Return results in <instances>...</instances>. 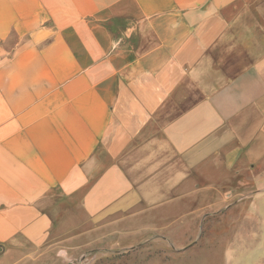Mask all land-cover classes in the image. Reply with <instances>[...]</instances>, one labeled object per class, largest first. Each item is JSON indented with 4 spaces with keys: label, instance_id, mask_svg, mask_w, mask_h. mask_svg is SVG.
Masks as SVG:
<instances>
[{
    "label": "rangeland",
    "instance_id": "rangeland-1",
    "mask_svg": "<svg viewBox=\"0 0 264 264\" xmlns=\"http://www.w3.org/2000/svg\"><path fill=\"white\" fill-rule=\"evenodd\" d=\"M215 1L222 8L229 4L225 17L232 19L237 37L233 72L255 67L256 57L264 53V0ZM48 7L54 10H43ZM138 25L131 16H116V0H0V154L25 148L33 155L45 142L38 131L44 123L17 122L23 113L17 112V85L24 73L32 75L34 66L37 81L47 83L55 69H63L66 52L112 53L117 38L131 46L138 35L150 41L137 33ZM255 71L250 69L246 84L232 75L250 89L245 117L234 113L242 104L234 92V114L218 124L214 137L202 135L200 149L162 141L160 108L147 125L154 138L129 142L131 148L142 141L151 147L149 203L125 210L119 209L125 205L87 203L88 191L102 174L93 171L77 189H52L42 202L33 203L42 209L47 234L22 236L6 217L4 231L14 234L0 241V264H264V76ZM229 77L223 75L220 84ZM106 128L115 131L116 123ZM109 142L95 141L89 160H100L105 152L107 166ZM3 166L0 185L7 182ZM135 188L143 195L144 188ZM6 205L9 213L15 211L11 203H0V209Z\"/></svg>",
    "mask_w": 264,
    "mask_h": 264
},
{
    "label": "crops",
    "instance_id": "crops-1",
    "mask_svg": "<svg viewBox=\"0 0 264 264\" xmlns=\"http://www.w3.org/2000/svg\"><path fill=\"white\" fill-rule=\"evenodd\" d=\"M228 7H218L215 0H116V16L135 18L137 33L148 35L150 41L142 42L138 35L131 46H122L117 38L112 53L66 52L63 69H55V77L47 83L37 81L34 66L32 75L23 74L22 85H17V112L23 113L17 122L21 126L44 123L38 131L45 142L33 155L25 148L17 149V154H0L7 179L0 185V203L15 205L10 213L7 205L0 209V241L14 234L4 231L6 217L22 236L47 234L42 209L33 203L42 202L52 189H77L87 174L98 169L102 174L88 191L87 203L125 205L122 210L149 203L151 196L145 194L152 180L147 158L151 147L144 141L134 148L127 146L140 137L154 138L147 125L159 108L164 115L162 141L189 148L191 143L193 150L200 149L202 135L214 137L218 124L228 122L234 113L245 117L250 89L234 82L232 75L245 84L253 73L250 69L264 76V68H259L264 53L257 54L255 67L233 72L237 37L232 34V19L225 17ZM46 15H39L37 21ZM223 75L230 77L220 84ZM234 92L240 93L242 104L233 113ZM107 123H116V130L109 132ZM99 139L110 140L107 151L112 160L107 166L105 152L100 160H89ZM136 186L144 188L143 195L136 194Z\"/></svg>",
    "mask_w": 264,
    "mask_h": 264
}]
</instances>
